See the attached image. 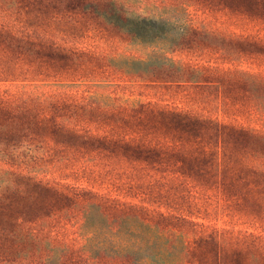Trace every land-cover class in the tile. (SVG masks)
<instances>
[{
  "label": "rangeland",
  "instance_id": "obj_1",
  "mask_svg": "<svg viewBox=\"0 0 264 264\" xmlns=\"http://www.w3.org/2000/svg\"><path fill=\"white\" fill-rule=\"evenodd\" d=\"M253 5L252 0H0V30L7 32L0 35V42H15L12 35L58 50H37L29 57L17 47L0 48V101L13 107L50 101L72 105L80 121L65 117L60 122L82 132L123 135L119 125L111 127L119 118L111 113L119 108L149 104L197 115L212 111L214 117L207 119H216L217 103L212 99L219 91L215 84L221 80L227 99L220 120L264 136V7ZM137 19L167 22L140 28ZM222 37L230 40L224 42ZM233 40L245 42H228ZM42 59L54 63L39 62ZM238 66L246 67L248 75L237 74ZM139 76L183 82L150 83ZM203 81L215 84L207 89L199 86ZM99 110L109 113L100 115ZM94 115L100 123L81 121H94ZM102 116L110 118L109 125ZM230 160L264 169V155L241 151ZM212 170L195 171L197 178L208 181L210 190H191L170 176L166 187L157 185L153 190L150 200L154 204L181 208L185 221L179 224L183 234L165 235L135 219L137 209L126 205L142 204L141 193L153 187L145 188L148 179H142L139 164L105 151L61 152L37 143L17 147L0 143V197L8 195V188L26 186L22 177H29L77 199L72 213L56 222L59 236L47 238L57 255L45 264L85 262L81 245L76 246L70 234L75 216L88 231L79 244L99 253L101 264H139L141 259L140 264H186V215L221 230L227 253L231 242L247 246L237 264L260 261L264 231L251 222L257 219L264 226V198L259 197L263 192L252 194L239 189L243 186L238 182L229 185L225 181L220 197ZM224 176L232 177L228 170ZM186 204L199 206L186 214ZM176 214L166 219H175ZM125 248H137L140 253L113 262L100 256ZM7 262L0 260V264H14Z\"/></svg>",
  "mask_w": 264,
  "mask_h": 264
},
{
  "label": "trees",
  "instance_id": "obj_2",
  "mask_svg": "<svg viewBox=\"0 0 264 264\" xmlns=\"http://www.w3.org/2000/svg\"><path fill=\"white\" fill-rule=\"evenodd\" d=\"M252 1L255 3L254 7L258 9L264 7L262 0ZM166 22L159 19L136 20L140 28L142 26L163 25ZM0 35L6 36L7 32L0 30ZM10 38L15 42H0V48L12 49L17 47L18 52L29 57L33 56L37 50L58 51L55 47L34 41H24L25 39L15 36L12 38V35ZM221 39L224 42L230 40L225 37ZM228 42H241L243 44L245 41L233 40ZM42 60L39 62L54 63V60ZM131 63L148 67L156 65V62ZM240 66L235 69L236 73L248 75L247 68ZM139 77L150 83L158 81L168 84H181L183 82L178 78L165 80V78H158V76L156 78L153 76ZM220 81L216 84L212 81L199 83V86H205L207 89L215 84L219 90L217 96L212 99V102L217 103V110L215 111L218 117L216 119H207L209 116L214 117L212 111L211 113L204 112L205 115H197L191 114L188 110L155 108L149 104L141 105L136 109L119 108L111 113L112 116L119 117L115 118L111 127L114 130L116 125H119L124 130L123 135H117L114 132L115 135L82 132L60 122L58 119L65 117L76 119V122L80 121L78 116L71 111L75 108L72 105H62L50 101L44 104H26L13 107L11 104L0 101V143H6L9 147H17L25 143H37L43 147H57V150L61 152L71 150L105 151L119 154L127 161L139 164L142 179H148L145 185L146 189L153 186L150 192L147 190V192L141 193L144 200L142 204H126L137 209L138 212L134 218L143 222L145 226L152 224L151 228L165 235L183 234L184 230L179 227V224L185 222L180 215L182 214L181 208L154 204L150 200V195L157 185L166 187L172 181L167 178L169 176L174 177L175 181L179 180L178 183L182 185L188 184L191 190L206 191L207 189L210 190L208 181L197 178L195 171H207L213 168L212 171L217 175L215 183L218 185V196L223 195L221 188L225 181L229 185L238 182L243 186L239 189L245 188L252 194L257 193V191L264 194V169L249 167L243 163L230 160L232 154L241 151L246 154L250 152L259 154V156L264 155V136L256 133L257 131H249L235 125L231 126L220 120L222 119L221 115L224 114L222 106L227 99L222 92V82ZM99 111L100 115L102 112L109 113L106 110ZM108 119L110 118L102 116V120H105L109 125ZM99 120L100 118L97 119L94 115V121H81L100 123ZM186 170L189 172L184 173ZM191 170L194 172L192 173ZM227 170L232 177L225 178L224 174ZM23 179L26 182L22 183L26 186L8 188L6 190L8 195L2 194L0 197V200H3L0 201V260L14 264H45L57 255L55 247L50 241H47V238L53 240L54 236H59L58 230L60 229L56 222L61 216L72 213V208L75 207L77 199L29 177H22ZM239 196L241 197L240 194ZM259 197L264 198V196ZM7 200L8 203L4 204ZM198 206L199 204H186V214L191 213L187 212L188 210L197 209ZM219 207L221 208L220 205ZM173 213H177L175 219H166L171 218L169 216ZM69 220L72 222L71 217ZM80 220L75 216L70 234L75 237L76 246L81 245V256L85 258L83 264H101L97 258L99 253L92 252L89 246H84L83 243L79 244V241H84L85 233L88 234ZM155 220H162L163 223H154ZM251 225L264 231V226L257 219L252 221ZM49 226H51L50 229ZM203 227L210 228V225L196 223L186 215V241L188 244L186 264H237V260L245 257L247 246L243 243L231 242L229 244L230 251L227 253L224 241L219 234L221 230L217 229L214 224L210 228L211 231L203 229ZM260 249L264 250V243L259 244L258 250ZM199 251L200 253H198ZM139 253L140 250L137 248H125L121 250L112 249L107 253H101L100 256H105L108 262H113L123 260V258H135ZM195 253L197 256H194ZM45 254L49 255L45 256ZM227 255L231 257L229 260H227ZM23 258L25 259L24 262H19ZM26 260L27 263H25ZM142 260L137 263L140 264ZM245 264H264V257L258 262H246Z\"/></svg>",
  "mask_w": 264,
  "mask_h": 264
}]
</instances>
